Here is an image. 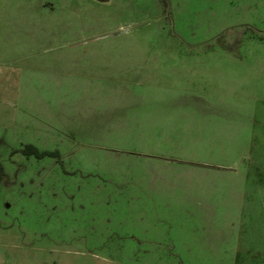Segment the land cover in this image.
<instances>
[{"label":"rangeland","instance_id":"1","mask_svg":"<svg viewBox=\"0 0 264 264\" xmlns=\"http://www.w3.org/2000/svg\"><path fill=\"white\" fill-rule=\"evenodd\" d=\"M1 251L264 264V0H0Z\"/></svg>","mask_w":264,"mask_h":264},{"label":"trees","instance_id":"2","mask_svg":"<svg viewBox=\"0 0 264 264\" xmlns=\"http://www.w3.org/2000/svg\"><path fill=\"white\" fill-rule=\"evenodd\" d=\"M26 150H29L30 152H34L37 156H41L42 154L48 153V152H42L40 153L38 149L32 145H27Z\"/></svg>","mask_w":264,"mask_h":264},{"label":"crops","instance_id":"3","mask_svg":"<svg viewBox=\"0 0 264 264\" xmlns=\"http://www.w3.org/2000/svg\"><path fill=\"white\" fill-rule=\"evenodd\" d=\"M0 254H3V255H5V254H7V252H3V251H1V252H0Z\"/></svg>","mask_w":264,"mask_h":264},{"label":"flooded vegetation","instance_id":"4","mask_svg":"<svg viewBox=\"0 0 264 264\" xmlns=\"http://www.w3.org/2000/svg\"><path fill=\"white\" fill-rule=\"evenodd\" d=\"M48 152V151H47Z\"/></svg>","mask_w":264,"mask_h":264}]
</instances>
